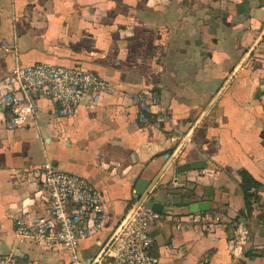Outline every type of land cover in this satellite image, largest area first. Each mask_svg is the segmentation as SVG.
Masks as SVG:
<instances>
[{
    "label": "crops",
    "instance_id": "1",
    "mask_svg": "<svg viewBox=\"0 0 264 264\" xmlns=\"http://www.w3.org/2000/svg\"><path fill=\"white\" fill-rule=\"evenodd\" d=\"M263 30L264 0H0V83L39 61L81 66L110 82L70 117L54 116L56 105L41 97L36 119L18 129L0 107V256L69 264L63 247L15 231L16 218L47 214L29 173L49 161L103 195V225L79 246L85 264L98 260L138 200V180L152 181L162 168L149 193L164 204L149 226L157 264H264ZM142 94L157 101L147 104L145 122L135 99ZM198 160L206 167L177 172ZM243 169L261 183L249 217L239 216ZM201 201L208 210L189 213ZM196 214L199 222L188 220ZM234 229L251 235L240 251L229 241Z\"/></svg>",
    "mask_w": 264,
    "mask_h": 264
},
{
    "label": "built area",
    "instance_id": "2",
    "mask_svg": "<svg viewBox=\"0 0 264 264\" xmlns=\"http://www.w3.org/2000/svg\"><path fill=\"white\" fill-rule=\"evenodd\" d=\"M110 91L108 79L81 66H64L39 61L14 67L0 83V107L8 114L7 126L24 127L39 113L41 97L56 105L54 116L70 117L86 95L97 99ZM139 120L147 121V104L157 101L145 94L135 97ZM160 119V117H158ZM47 214L20 217L15 220V231L43 247L61 246L69 253V264H85L79 257L82 240L95 234L104 222V198L101 191L86 178L63 171L45 161L34 172ZM162 213L140 204L124 222L97 264H157L153 252L154 241L149 226L159 221ZM199 214L190 215L189 221L199 222ZM251 235L246 229H234L229 236L233 250L249 246ZM0 264H27L12 254L0 256ZM195 264H207V258Z\"/></svg>",
    "mask_w": 264,
    "mask_h": 264
},
{
    "label": "water",
    "instance_id": "3",
    "mask_svg": "<svg viewBox=\"0 0 264 264\" xmlns=\"http://www.w3.org/2000/svg\"><path fill=\"white\" fill-rule=\"evenodd\" d=\"M264 32V30H263ZM262 32V33H263ZM261 38V35L256 39V41L254 42V44L252 45V47L248 50V52L244 55V57L242 58V60L239 62V64L237 65V67L232 71V73L230 74V76L227 78L225 84L220 88V90L217 92V94L215 95V98L213 101H211L208 106L205 109V112L210 108V106L212 105V103L215 101V99L217 98L218 94L221 92V90L223 89L224 86H226V84L228 83V81L232 78V76L234 75L235 71L238 69V67H240V65L245 61V59L251 54V52L254 50L255 46L257 45L259 39ZM202 116H200L201 118ZM199 118V119H200ZM198 121L194 124L193 127H195L197 125ZM184 142V141H183ZM182 142V144H183ZM181 147V145H180ZM173 160L170 159V161H168V164ZM206 167V163L203 160H198L195 162H187L185 164H181L177 167V172L179 174H183L189 170L192 169H199V168H205ZM163 171V168L161 170V172ZM161 172L152 180V181H148L145 179H139L136 187H135V194L138 197V200L133 204V206L130 208V210L127 212V214L124 216L122 222L120 223L119 227L117 228L116 232L112 235V237L110 238L109 242L106 244V246L104 247L102 253L100 254V256L103 254V252L108 248V246L110 245V243L112 242L113 238L115 237V235L117 234V232L119 231V229L122 227V225L124 224V222L128 219V217L132 214V212L136 209L137 206H139L140 204H142V206L149 208L155 212H163L164 210V204L163 203H159L156 202L154 200V197L149 196L150 193V189L153 187V185L156 183V181L158 180L159 176L161 175ZM209 208V203L206 201H201V202H195L189 205L188 209H189V213H196L199 211H207ZM99 256V257H100ZM99 259V258H98ZM98 261V260H97ZM97 261L94 263L96 264Z\"/></svg>",
    "mask_w": 264,
    "mask_h": 264
},
{
    "label": "trees",
    "instance_id": "4",
    "mask_svg": "<svg viewBox=\"0 0 264 264\" xmlns=\"http://www.w3.org/2000/svg\"><path fill=\"white\" fill-rule=\"evenodd\" d=\"M239 177L244 203L243 210L239 213V216L249 217L251 216L255 202L260 197L256 190L261 186V183L249 171L244 169L240 171Z\"/></svg>",
    "mask_w": 264,
    "mask_h": 264
}]
</instances>
